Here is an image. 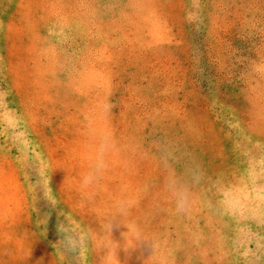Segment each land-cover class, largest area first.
Segmentation results:
<instances>
[{"label": "rangeland", "instance_id": "374dc122", "mask_svg": "<svg viewBox=\"0 0 264 264\" xmlns=\"http://www.w3.org/2000/svg\"><path fill=\"white\" fill-rule=\"evenodd\" d=\"M67 219L112 264H264V0H0V264H99Z\"/></svg>", "mask_w": 264, "mask_h": 264}, {"label": "clouds", "instance_id": "9594fccd", "mask_svg": "<svg viewBox=\"0 0 264 264\" xmlns=\"http://www.w3.org/2000/svg\"><path fill=\"white\" fill-rule=\"evenodd\" d=\"M94 180V175L92 173H86L83 177V183L88 185ZM51 202V201H50ZM122 215H124L123 210H118ZM112 224L110 220H107L104 224L100 226V232H92L87 228L83 227L81 224L75 223L67 219L66 224L58 225V232L61 238L54 245L56 251H58L62 258L65 260H70L75 257L80 258L79 254L85 248H91L95 253L103 252V255L99 257V264H112L115 258V250L110 249L103 243L102 237L105 233L111 231ZM128 232L126 234H131L130 238L136 240L139 236V230L135 231L134 226L128 223Z\"/></svg>", "mask_w": 264, "mask_h": 264}]
</instances>
